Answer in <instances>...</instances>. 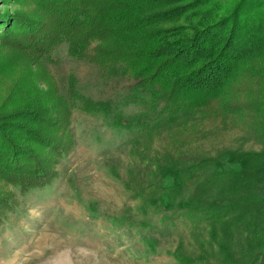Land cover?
<instances>
[{"label": "rangeland", "instance_id": "obj_1", "mask_svg": "<svg viewBox=\"0 0 264 264\" xmlns=\"http://www.w3.org/2000/svg\"><path fill=\"white\" fill-rule=\"evenodd\" d=\"M32 8L31 0L0 1V13ZM71 75L79 94L105 112L88 115L71 103ZM23 81L37 82L56 101L64 98L70 126L53 134L65 153L48 187L19 196L0 179V192L17 196L16 210L0 224V264H264V253L255 256L240 228L210 226L203 216L171 208L186 195L219 211L230 205L231 189L215 187L213 178L241 171L229 154L261 151L248 118L224 120L212 108L204 115H161L150 88L134 87L123 69L107 78L87 60L70 57L64 43L25 67L0 38V112L25 98ZM191 165L194 172H187ZM234 205L240 211L238 198Z\"/></svg>", "mask_w": 264, "mask_h": 264}, {"label": "trees", "instance_id": "obj_2", "mask_svg": "<svg viewBox=\"0 0 264 264\" xmlns=\"http://www.w3.org/2000/svg\"><path fill=\"white\" fill-rule=\"evenodd\" d=\"M31 3L29 12L0 13V38L25 67L36 66L64 43L70 57L87 60L103 76L111 78L123 69L134 87L150 88L161 115H204L212 108L224 120L245 124L249 119L247 128L261 151L229 154V163H237L241 171H221L213 178L215 187L231 189L225 199L230 205L219 211L197 205L186 195L171 208L203 216L210 226L224 223L232 231L238 227L255 256L264 253V0ZM36 83L23 81L19 91L25 98L0 112V179L17 188L19 196L51 184L57 175L54 165L65 153V145L53 134L70 126L71 109L64 98L54 100ZM68 99L88 115L105 112L79 94L72 75ZM30 143L47 149L56 160L42 158ZM191 168L186 171L194 172ZM16 198L0 192V224L16 210Z\"/></svg>", "mask_w": 264, "mask_h": 264}]
</instances>
